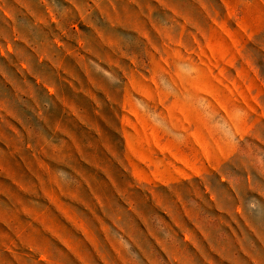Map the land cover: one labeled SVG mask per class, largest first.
<instances>
[{"label": "rangeland", "instance_id": "374dc122", "mask_svg": "<svg viewBox=\"0 0 264 264\" xmlns=\"http://www.w3.org/2000/svg\"><path fill=\"white\" fill-rule=\"evenodd\" d=\"M12 2L0 264L264 257V0Z\"/></svg>", "mask_w": 264, "mask_h": 264}, {"label": "crops", "instance_id": "0c3cea01", "mask_svg": "<svg viewBox=\"0 0 264 264\" xmlns=\"http://www.w3.org/2000/svg\"><path fill=\"white\" fill-rule=\"evenodd\" d=\"M13 1H15V0H13ZM0 2H1V0H0ZM0 10L10 14L11 12H13L15 10V3L12 2L10 4V0H8V3L3 1V4L0 3ZM4 76H6V75H4ZM248 255H249V257L247 259L248 264H250V262H252L253 264H264V257H261L259 255V253H252L251 251H249ZM245 261H246L245 258L244 259L239 258L237 260V262H235V263L236 264H245Z\"/></svg>", "mask_w": 264, "mask_h": 264}]
</instances>
